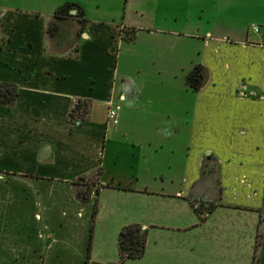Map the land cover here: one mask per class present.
Masks as SVG:
<instances>
[{"label": "crops", "instance_id": "obj_1", "mask_svg": "<svg viewBox=\"0 0 264 264\" xmlns=\"http://www.w3.org/2000/svg\"><path fill=\"white\" fill-rule=\"evenodd\" d=\"M0 84V264H264V0L0 3Z\"/></svg>", "mask_w": 264, "mask_h": 264}, {"label": "trees", "instance_id": "obj_2", "mask_svg": "<svg viewBox=\"0 0 264 264\" xmlns=\"http://www.w3.org/2000/svg\"><path fill=\"white\" fill-rule=\"evenodd\" d=\"M63 8L58 9L54 12V15H58L62 12ZM128 33V32H127ZM126 33V34H127ZM132 32L130 33V37ZM129 40L131 38H128ZM201 79L200 68L196 67V70L192 76L187 78L188 87L192 91H196L199 86ZM15 96L14 89L8 84H0V105H9ZM76 110L79 112L80 116H85L87 114V105L84 102L78 103ZM216 162L207 156L205 158L203 173L205 175L216 174ZM77 196L82 200L86 201L88 199L87 195L82 193H77ZM216 205L213 202H208L205 207H194L198 213H209L212 208ZM117 249H118V261L115 264H123L125 260H137L140 259L144 253L145 249V231L142 230L138 225H129L118 233L117 236ZM255 260V257H254Z\"/></svg>", "mask_w": 264, "mask_h": 264}, {"label": "built area", "instance_id": "obj_3", "mask_svg": "<svg viewBox=\"0 0 264 264\" xmlns=\"http://www.w3.org/2000/svg\"><path fill=\"white\" fill-rule=\"evenodd\" d=\"M252 31L256 33L258 30L256 27H252ZM250 96H253L254 93H249ZM118 123L117 107L108 106L105 115V125L106 126H115Z\"/></svg>", "mask_w": 264, "mask_h": 264}, {"label": "rangeland", "instance_id": "obj_4", "mask_svg": "<svg viewBox=\"0 0 264 264\" xmlns=\"http://www.w3.org/2000/svg\"><path fill=\"white\" fill-rule=\"evenodd\" d=\"M109 1L115 2L116 0H109ZM117 1H120V0H117ZM19 2L22 3V4H24L25 3V0H0V3L3 4V5H8V4L15 5L16 3L18 4ZM249 27H251V25H249L248 28ZM100 113H101L100 110H97L96 111V114L97 115H99ZM211 202H213V201H211ZM129 262H131V261H129Z\"/></svg>", "mask_w": 264, "mask_h": 264}]
</instances>
